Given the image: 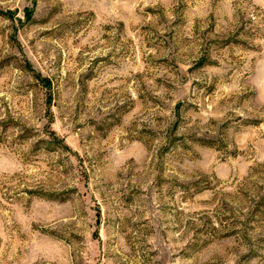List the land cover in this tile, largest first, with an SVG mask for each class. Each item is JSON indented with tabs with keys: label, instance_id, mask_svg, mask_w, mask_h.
I'll list each match as a JSON object with an SVG mask.
<instances>
[{
	"label": "rangeland",
	"instance_id": "obj_1",
	"mask_svg": "<svg viewBox=\"0 0 264 264\" xmlns=\"http://www.w3.org/2000/svg\"><path fill=\"white\" fill-rule=\"evenodd\" d=\"M0 264H264V0H0Z\"/></svg>",
	"mask_w": 264,
	"mask_h": 264
}]
</instances>
